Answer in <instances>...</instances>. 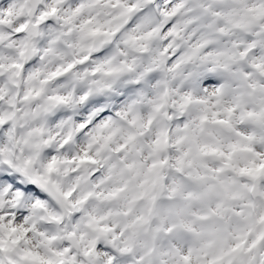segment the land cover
Returning <instances> with one entry per match:
<instances>
[{"label": "snow or ice", "instance_id": "obj_1", "mask_svg": "<svg viewBox=\"0 0 264 264\" xmlns=\"http://www.w3.org/2000/svg\"><path fill=\"white\" fill-rule=\"evenodd\" d=\"M14 7L0 0V264H264V0H23L20 24ZM197 61L202 92L172 88ZM78 67L82 87L43 95ZM42 97L78 108L81 150L58 154L73 130L56 149L18 136L35 115L19 103Z\"/></svg>", "mask_w": 264, "mask_h": 264}, {"label": "clouds", "instance_id": "obj_2", "mask_svg": "<svg viewBox=\"0 0 264 264\" xmlns=\"http://www.w3.org/2000/svg\"><path fill=\"white\" fill-rule=\"evenodd\" d=\"M12 3L15 5L13 9V17L11 19L13 20L14 24H20L25 23L29 21L31 18L26 14V12H23L21 10L20 5L23 3V0H12ZM7 7V6H5ZM109 13L112 12V10H105ZM20 13V15H17L16 13ZM95 14V13H93ZM86 16L88 13L85 14ZM110 16H104L102 13L99 16V19L101 21L109 19ZM247 35V33L242 31H236L233 33V36L229 39L231 40H240L242 41L244 36ZM227 40H222V43H227ZM164 44V41L162 39H154L151 44L152 48V55H155L156 51L160 49ZM148 56L144 57V63H147ZM67 60V57H65V61ZM62 61L59 60H52L49 62H46L44 65L48 70H54L57 63H61ZM41 62L39 59H37V64L39 65ZM210 66H203L200 64L199 61L194 63H188L183 65L179 71L175 74L169 73L168 74V81L172 88H179L182 92L186 91H194V92H202V89H200L199 85L196 86V88H193V81L190 77V74L194 71L199 70L200 72L206 71V69ZM83 68L78 67L76 68L72 73L67 74L59 83L51 82L46 87V91L44 92V96L53 95V94H63L67 95L69 91H71L73 88H79L82 87V84L75 79V75L77 72H82ZM174 76V78H173ZM91 79V77H89ZM35 81L30 82V84H35ZM30 84L25 83L24 80L21 81V91L27 87L30 86ZM207 91L211 93L212 88L211 86L208 87ZM38 105L40 106L38 108ZM45 101L43 97L38 101H32L31 103H19V107L24 109L28 112H34V116H29L28 119L22 122L23 126L19 127L17 129L18 136L25 135L29 130L32 129H40L39 135H36L33 137L34 140H47L49 138H53V143L49 145V147L56 149L57 144L59 143V139L63 137V135L67 134L70 130H73V140L71 144L68 146V148L65 149L64 153H59L62 155H67L69 152H77L82 149V147L86 143L85 136H79L78 133H75L74 126L76 123L75 117L79 115L78 108H65V107H44ZM63 122V123H62ZM79 138L77 139V137ZM28 149L25 147V152H27ZM62 180H64L66 183L70 182L74 177L71 175L68 177H61ZM95 206V202H91L89 207Z\"/></svg>", "mask_w": 264, "mask_h": 264}]
</instances>
